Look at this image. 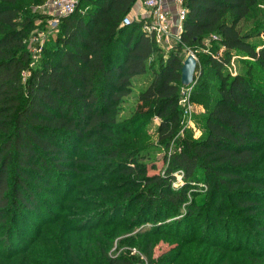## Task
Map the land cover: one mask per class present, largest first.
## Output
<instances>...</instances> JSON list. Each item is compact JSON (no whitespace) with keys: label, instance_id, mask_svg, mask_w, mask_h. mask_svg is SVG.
<instances>
[{"label":"trees","instance_id":"trees-1","mask_svg":"<svg viewBox=\"0 0 264 264\" xmlns=\"http://www.w3.org/2000/svg\"><path fill=\"white\" fill-rule=\"evenodd\" d=\"M47 1L0 0V264H135L110 252L122 235L118 247L147 264L175 262L153 258L161 235L198 249L178 264L240 253L264 264V43L251 42L264 36V0H181L180 41L166 52L144 19L122 24L137 0H78L34 63L30 13ZM185 52L197 61L198 137L179 105ZM232 60L246 73L230 74ZM148 72L123 110L132 79ZM159 153L162 171L149 174ZM75 232L86 234L71 243Z\"/></svg>","mask_w":264,"mask_h":264},{"label":"rangeland","instance_id":"rangeland-1","mask_svg":"<svg viewBox=\"0 0 264 264\" xmlns=\"http://www.w3.org/2000/svg\"><path fill=\"white\" fill-rule=\"evenodd\" d=\"M31 10H32V12L30 14L33 15L36 19L35 20V26H34L35 28L33 30H31L26 41H27V47H28V49H30V52L32 53L33 61L35 63L39 57L38 55H36V53L39 52V49H40L39 46L43 45L44 41L46 40V38L48 36L54 35L56 30H52L50 28V26L48 24L50 19H48V22H47V20L39 21L36 18L37 16L41 15L42 13L45 15H48V11L44 10L42 7H38V8L35 7ZM251 17L252 18L244 20L239 25L242 33L247 31V30H250L253 27L255 19H254V16H251ZM251 42H253V43H264V36L253 38L251 40ZM37 43H39L40 45L37 46ZM172 47L173 46H171V48H168V51H170L172 49ZM188 54H189V52L188 53L185 52V57ZM227 71L230 74H237V73H243L244 74V73H246L247 70H246L245 66L242 65V63H239L237 61L232 60L227 65ZM149 78H150V72H148L145 75L136 76L132 79V92H131V94H129L128 96L125 97L126 103H124L122 105L123 110H125L131 106L132 102L135 100V96H136L137 91L142 90L146 87ZM257 84L261 85L262 88L264 89V79L259 80L257 82ZM187 87H189V85L182 84L181 94L183 92H185ZM200 111L201 110H200L199 106L193 105L191 108L190 115L187 117H184V110L182 109L183 124L185 125V127H189L193 131H195L194 132L195 137H198L200 135V131H198L199 128L197 126L196 121L194 120V119H196V117ZM122 115H125V113L122 112L120 116H122ZM155 124H156V120H154V122L149 126V128L150 129L152 128V130H153V127L155 126ZM161 156H162V153L156 154L155 157H156L157 168H156V170L149 171V174H153L155 172L162 171L161 170L162 161L160 160ZM174 175H175L176 179L173 181L172 187L177 188L178 186H180L183 183V179H182L183 175L180 171L175 172ZM198 188L199 189H206L205 185H200V186H198ZM85 191L86 190H84L83 193H85ZM75 192H73V194H71V196H73L75 194ZM187 197L189 199H192L191 194H188ZM59 198L54 197L53 200L59 204H62V201ZM199 198H202V196L199 195L196 197V199H199ZM71 207L78 208L79 206L74 207L73 205H68V208L71 209ZM183 212H184V207L181 208V213L183 214ZM182 214H180V215H182ZM56 227H57L56 224H54L52 226H50V225L45 226L43 228V235L49 239L55 238L56 234H57ZM80 234H86V233L85 232L71 233L69 235L70 239H71V243L77 242V239L79 238ZM239 236H241V235H239ZM123 238H125L123 235L116 237V239L113 242V246L110 249V252L113 254H119V253L134 254L136 257L135 260L136 261L138 260L135 264H147L146 258L142 252H140L136 249H133V250L131 249L129 251V247H126L124 244H122L121 247H118L119 241ZM153 239L155 240V246L153 248V258L155 260H159L160 262L166 261L167 258L174 259V261H175L174 264H178L179 262H185L187 260L191 261L193 259L194 253L198 251V249H196V248H195V252H194L192 249H190L188 247H182V245L181 246L179 245L180 241L169 239L165 235H161L159 237H154ZM231 239L233 240L236 238L231 237ZM35 247H37V245ZM216 258L217 257L215 256L211 260L214 261ZM19 261L21 262V260H17L15 262L8 263V264H21L22 262L20 263ZM228 264H250V262L247 259H245L244 255L242 253H240V255H236V256L235 255H229Z\"/></svg>","mask_w":264,"mask_h":264},{"label":"built area","instance_id":"built-area-1","mask_svg":"<svg viewBox=\"0 0 264 264\" xmlns=\"http://www.w3.org/2000/svg\"><path fill=\"white\" fill-rule=\"evenodd\" d=\"M168 1L172 9L165 5L164 0H143L145 8L148 10V16L143 22V30L154 34L157 44L165 50L180 41L182 22L186 15V9L182 6L181 0ZM77 4L78 0H48L42 8L48 11L50 28L54 29L58 24L59 17L72 13ZM174 16L175 22H173ZM131 21L130 16H126L123 18L122 24L127 25ZM192 85L193 82L180 95L179 105L184 110V117L190 115L193 106L189 101Z\"/></svg>","mask_w":264,"mask_h":264},{"label":"water","instance_id":"water-1","mask_svg":"<svg viewBox=\"0 0 264 264\" xmlns=\"http://www.w3.org/2000/svg\"><path fill=\"white\" fill-rule=\"evenodd\" d=\"M196 66L195 56L189 53L182 61L181 84L190 85L193 82Z\"/></svg>","mask_w":264,"mask_h":264},{"label":"crops","instance_id":"crops-1","mask_svg":"<svg viewBox=\"0 0 264 264\" xmlns=\"http://www.w3.org/2000/svg\"><path fill=\"white\" fill-rule=\"evenodd\" d=\"M165 5L169 6L170 9H172L170 2L168 0H164ZM131 19H145L148 16V10L145 8L144 4H143V0H137L134 4V6L132 7V10L129 14ZM173 22H175V16L173 19ZM173 30V29H172ZM162 50H164V52H166L167 50L163 49L161 47Z\"/></svg>","mask_w":264,"mask_h":264}]
</instances>
